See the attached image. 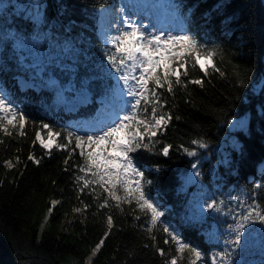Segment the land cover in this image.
I'll return each mask as SVG.
<instances>
[{
	"label": "trees",
	"instance_id": "obj_1",
	"mask_svg": "<svg viewBox=\"0 0 264 264\" xmlns=\"http://www.w3.org/2000/svg\"><path fill=\"white\" fill-rule=\"evenodd\" d=\"M32 0H0V29L31 34L33 24L28 19ZM177 6L183 18V27L202 42L217 45L223 50V60L217 66L226 75L210 71L207 76L194 72L193 77L204 79V87L189 85L187 90L177 88L175 99L164 93L173 119L164 135H158L160 144L154 152L144 149L132 153L137 166L151 180L148 190L165 211L163 221L173 225L181 238L205 253V264H210L214 245L207 241L206 233L217 224V216L205 209L203 222L185 223L192 215L194 202L201 189L195 182L184 179L191 172V164L199 160L198 170L208 195L213 199L231 197L243 192L251 193L253 181L264 185V0H161ZM46 5V24L43 32L51 33L53 46L67 42L72 49L57 64L43 73L25 70L11 57L10 49L0 53V89L24 108L30 120L51 124L56 130L90 122L101 116L106 107V90L114 80L103 78L100 70L104 53L99 34L101 7L121 6L120 0H43ZM24 5V7H21ZM47 51L48 43L44 45ZM53 51L56 49L53 47ZM31 61H25L29 64ZM243 75L241 84L235 72ZM20 77L31 80L35 86L22 87ZM54 80L55 84L48 81ZM162 92L164 90H161ZM104 101V102H102ZM73 107L74 109H69ZM108 108V107H106ZM179 116L177 120L175 117ZM247 118L245 129H231L229 120ZM72 126V127H70ZM83 135V130H80ZM203 137L207 149H198L197 157L187 156L179 146L196 147L191 140ZM35 139L31 124L27 135L12 137L0 133V264H85L91 248L99 242L106 228L104 214L96 212L95 204L83 195L91 207L86 219L73 213L80 207L72 184L73 169L64 171L63 160L67 151L53 149L51 155ZM163 143L173 148L167 157L158 154ZM19 149L20 151H17ZM34 155L40 163L28 160ZM20 157V163L6 169L3 161ZM73 160L79 162L78 155ZM227 160V163L224 161ZM159 165L160 171L152 170ZM55 181V183H53ZM264 206V187L258 189ZM52 200L61 201L48 217L45 215ZM236 201H232V206ZM115 228L106 238L92 264H163V258L151 246L147 233L136 221L127 205L124 213L113 209ZM229 222L231 219L229 218ZM159 246L164 234L157 232ZM145 245H149L145 247ZM131 253V255H130ZM174 254V253H173ZM248 259L261 264L259 243L253 247ZM187 264V261H185Z\"/></svg>",
	"mask_w": 264,
	"mask_h": 264
},
{
	"label": "snow or ice",
	"instance_id": "obj_2",
	"mask_svg": "<svg viewBox=\"0 0 264 264\" xmlns=\"http://www.w3.org/2000/svg\"><path fill=\"white\" fill-rule=\"evenodd\" d=\"M11 6L9 0L3 7L7 10ZM45 7L43 0H32L29 5L28 19L33 24L31 34L0 29V53L11 44V57L17 65L25 70H36L37 73H43L46 68L57 64L72 50L67 42H57L53 46L51 33L42 31L46 24ZM133 15L137 19H133ZM142 17L150 18L149 24L145 25ZM183 22L177 6L161 0H123L119 8L101 7L99 31L104 44L102 61L106 60L107 63L102 64L100 70L103 78L115 81L107 88L104 97L105 101L111 100V111L104 119L76 125L77 131L69 128L56 130L44 121L37 125L6 90L0 89V133L7 137L15 133L23 138L27 135V126L31 124L35 135L33 145L38 141L49 156L54 148L68 153L63 160L64 171L68 172L70 166L74 170L72 184L80 205L73 207L72 212L87 218L86 212L91 205L82 198L84 194L91 197L95 204L96 212L93 215L107 210L103 236L91 248L85 264H92L93 258L115 228L112 210L124 213L125 205L136 221L143 217L144 224L139 227L147 233L151 246L163 258V264H185V261L187 264H205V253L186 243L173 225L163 221L165 211L148 190L152 181L145 179V172L131 155L140 149L154 152L160 144L158 135L166 133L173 115L171 110L165 111L168 104L165 92L175 99L177 88L187 90L189 85L203 88L204 79L193 77L194 72L203 73L204 76L210 71L220 76L226 75L215 62L218 57L223 60V50L217 45L202 42L183 27ZM46 42L47 51L44 48ZM29 60L31 63L25 64ZM235 75L243 84L242 73L236 71ZM48 83L55 84L56 81L50 80ZM175 118L180 119L179 116ZM227 123L234 128H246L244 119L235 122L229 120ZM80 130H83V135ZM0 143L3 141L0 140ZM190 143L196 147L181 144L179 149L194 158L198 155V149L208 147L203 137L192 139ZM172 148V144L163 143L158 154L167 157ZM75 155H78L79 162L73 160ZM28 160L37 165L40 163L32 154H29ZM224 162L227 163V160ZM18 163L19 156L15 157V163L12 159L3 161L6 169H12ZM199 163L196 160L191 164L192 171L184 178L186 182H195L201 176ZM152 170L159 172L160 166L153 165ZM261 187L264 185L253 181L250 194L243 192L231 197L227 203L223 198L213 199L204 189L200 199L194 202V211L185 217V223L203 222L205 209L217 216V224L206 233L208 243L215 246L210 264H253L248 256L257 241L264 255V206L260 203L258 191ZM232 201H236L235 206H232ZM60 203L59 200L51 201L45 223L40 225L41 230ZM158 231L164 234L163 243L170 245L167 252L159 246ZM261 264H264V260Z\"/></svg>",
	"mask_w": 264,
	"mask_h": 264
},
{
	"label": "rangeland",
	"instance_id": "obj_3",
	"mask_svg": "<svg viewBox=\"0 0 264 264\" xmlns=\"http://www.w3.org/2000/svg\"><path fill=\"white\" fill-rule=\"evenodd\" d=\"M121 2H123V0H121ZM32 3V2H31ZM2 6V4L0 3V7ZM21 7H24V5H22ZM112 7H115V6H109L108 8H112ZM132 18L133 19H137V17L136 16H132ZM142 19H143V23L145 24V25H147V24H149V22H150V18H148V17H142ZM151 22L152 23H154L155 21L154 20H151ZM99 27H100V19H99ZM99 33H100V31H99ZM100 36H101V39L103 40V36L100 34ZM20 83H21V85H22V87H24V88H26V87H28V86H35V84L31 81V80H27V79H25V78H23V77H21L20 78ZM106 106H108L109 107V109L108 110H104L103 112H102V115L100 116V119H104V118H106L107 117V115H108V113L111 111V102H108L107 104H106ZM70 108H72L73 109V107H70ZM240 119H244L245 121H246V124H247V118H240ZM240 119H237V120H240ZM236 120H234L233 122H235ZM230 127H231V129H235L232 125H230ZM195 184H197L201 189H199V191H198V193H197V196L200 198V193H202L203 191H204V189H206V187H205V185L203 184V181L201 180V178L199 177V178H196L195 179ZM236 205V204H235ZM235 205H233V206H235ZM231 219V218H230Z\"/></svg>",
	"mask_w": 264,
	"mask_h": 264
}]
</instances>
